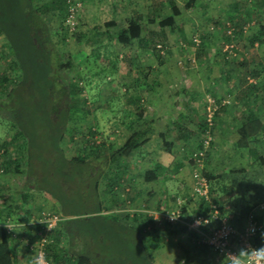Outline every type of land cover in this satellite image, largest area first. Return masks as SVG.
Wrapping results in <instances>:
<instances>
[{"label":"rangeland","instance_id":"1","mask_svg":"<svg viewBox=\"0 0 264 264\" xmlns=\"http://www.w3.org/2000/svg\"><path fill=\"white\" fill-rule=\"evenodd\" d=\"M51 1L54 0H36L35 7L38 8L43 3L49 4ZM169 1H173L176 6H179L182 14L175 21L173 28L166 27L163 30L166 44L162 48L164 62L161 66L149 52L138 49L136 42H133L128 48L117 42L118 31L127 25V20L132 14L143 18L140 22L141 34L144 37L152 38V33L160 31L157 24L160 17L164 18L166 15H170ZM188 1L191 2L189 10L185 9ZM67 2L70 3V8L68 7L65 16L58 11H53L43 14V19L53 33L52 42L55 49L60 51L61 59L64 62L70 61L74 66L71 73L70 71L64 73L65 83H73L76 88L80 89L78 94H74V98L80 103L76 105L75 110H71L73 119L69 122L66 135L61 141V146L68 158L88 153V151L83 152L82 147L85 145L84 135H87L89 130L96 133L93 138L89 139L96 146L92 145L90 149L101 150L102 147L97 145L106 141L105 147L111 153L120 149L131 133L139 131L141 125H145L137 120L139 112L142 114L145 112L144 117L147 120L152 117L158 119L157 126L159 129L164 127V131L166 125L169 126L168 123L182 112L185 102H189L197 110L198 115L202 116L205 107L208 106L209 99L227 105L230 110L222 112L217 118L213 117V124L205 138L207 160L202 159L200 165L192 164L191 160L197 153L196 146L199 138L193 137L192 144L183 147L182 141L175 139L174 134L176 133L172 132L168 141L174 139L172 141H175L173 146L175 148L168 152V159L173 165L177 161L182 163V173L186 178V180L184 178L185 185H187V180L190 183L183 191L182 187L178 185L176 187V184L169 183L172 185L170 191L177 195L185 193L186 195L184 194L182 199H185L186 203L183 205V200L181 197L176 199L177 196H174V199L161 198L159 202H156V210H167L168 212L179 210L181 213V210L185 209L187 215H190L199 209L201 203L199 198L192 194L195 182L194 174L219 175L241 167L248 169L247 159L237 154L233 146L237 138L234 128L235 118L244 112L241 103L235 99V87L238 79L242 76L240 62L245 61L251 66L261 63L264 66V43L250 45L249 41L251 36L257 33L260 25L264 24V6H260V0H67ZM151 2L159 6L157 18L153 23L147 21L146 11ZM238 2L245 4V14L242 16L244 21L240 27L241 33L228 20L230 8ZM112 5L120 6V9L112 12ZM93 6H97L94 11L91 9ZM122 8L124 9L122 10ZM70 9H73L71 21L74 22L71 29L67 23ZM112 17L115 22L118 21L117 26L105 27L107 23H110ZM183 17H189L190 24L181 25L180 19ZM74 33L79 35V38H76ZM201 35L206 39L204 42L206 53L202 57L196 58L195 49L201 45ZM194 39L198 44L193 41ZM11 54L4 37L0 35V73L6 71L14 77L17 72L13 67ZM151 69H153L152 72H150ZM261 75L258 80L259 89L264 87V68ZM4 98L3 93H0V102ZM253 103L256 105L259 117L263 119L264 92L262 90H259ZM22 114L24 113L22 112ZM11 117L12 111L0 110V146L3 142L11 140L15 132ZM71 133H73V139L70 140ZM162 142L163 140L160 138L154 137L151 147L160 150V147H163ZM20 143L9 148L6 154L4 152L0 154V170H2L3 162H8L10 158L21 154L17 150ZM261 147L259 154L264 156V140ZM113 159L116 161L107 160L106 165L103 166L104 178L113 177L117 182L119 175L124 174L125 177L128 175V178L131 177L127 190L129 188L132 190L131 184L138 180L143 186V190L150 187L142 181V171L140 172L141 168L138 166L139 158L136 156V149L128 155H125V151L124 155L120 152L115 153ZM128 163L130 166L127 172ZM117 165L123 167L118 168ZM20 171L19 174L15 173L11 166L7 172L3 170L0 172V205L5 207L1 209L4 213L0 214V225L2 224L4 227L16 225V223L30 227L40 225V229L35 233L37 235L44 230L41 213L57 214L58 210L55 201L45 189L39 191L31 189L33 207L30 204L31 212L29 214L25 208H22L24 203H29L25 202L23 198V195L28 193L24 188L27 181L26 175L22 172L24 171L22 168ZM43 173L48 175L42 181L45 187H53L52 182L61 184V190L71 200L77 201L79 198H83L84 194L85 196L91 195L90 191L80 188L78 177H74V182L63 177H53L48 174L47 167L44 168ZM263 174L264 166L259 174L260 178L264 177ZM118 185L121 184L118 183ZM136 186L139 187L135 185V189ZM177 188H179V192ZM106 189L105 182L104 184L100 183L99 197L107 209H119L122 210L119 213L127 215L139 213L140 211L133 210H143L144 207H140L142 204L146 207L144 209H155V203H152L149 198L142 202L133 201L132 204L127 205V194L132 193L124 190L119 192V197H117L120 200L124 199L122 203L117 199L114 201L115 204L111 205L113 203L111 198L114 199V195L110 196ZM187 197L188 199H186ZM221 206L222 213L231 222H239V213L231 211L236 206L237 209L240 207L238 198H234L228 203L223 201ZM259 214L264 215L262 210ZM85 226L86 223H83L77 228ZM75 230L82 232V230ZM167 231L168 233L157 238L155 248L150 246V242L146 246L154 255L156 264H183L184 250L179 249L177 245L178 241L182 239L180 236H184V234L178 237L173 235L170 230ZM76 233L79 235L78 232ZM21 234V248L26 252L22 251L23 257H26L25 262L30 264L35 259V253L31 252L29 246L32 245V242L28 240L27 235ZM70 234L71 240L74 241V227ZM148 237L149 235L147 236L149 241ZM233 245L236 247L237 243L234 242ZM64 247L66 248V246ZM185 250L187 251V247Z\"/></svg>","mask_w":264,"mask_h":264},{"label":"trees","instance_id":"2","mask_svg":"<svg viewBox=\"0 0 264 264\" xmlns=\"http://www.w3.org/2000/svg\"><path fill=\"white\" fill-rule=\"evenodd\" d=\"M35 1L0 0V35L4 37L10 48L13 67L17 72L14 77L6 71L0 73V93H3L5 97L0 102V110L12 111L11 120L15 129L11 140L3 142L0 148L6 154L9 148L21 142L17 149L21 154L10 158L8 162H3L2 170L7 172L12 166L14 172L19 174L22 168L27 180L24 187L26 191L45 189L55 201L58 210L56 215L59 216L60 221L57 223V228L48 235L50 242L44 247L45 258L50 263L156 264L154 255L146 246L149 244L147 243L149 233L146 228L151 226V218L142 213H136L130 217V215L105 208L98 191L100 183L105 182V188L110 194L118 183L120 184L119 180L116 182L113 177H103V166L106 165L107 160H114L115 153L120 152L124 155L125 151V155H128L133 151L138 146L140 133L133 132L120 149L109 153L105 147L106 141L97 145L102 147L101 150L90 149V146H96L89 140L96 133L89 130L88 134L84 135L85 145L82 147L83 152L88 151V153L72 158L66 156L61 141L66 135L69 122L73 119L71 110H75L76 105L80 103L74 98V94H78L80 89L73 83L66 84L63 79L64 73L67 71L71 73L74 66L70 61L64 62L60 51L55 49L52 42L53 33L43 19V14L58 11L65 16L70 3L67 0H54L36 8ZM260 6H264V0H260ZM185 7L188 10L191 9V2L188 1ZM244 8V3H235L228 14L230 24L236 30H240V33L241 23L244 21L242 17L245 14ZM158 9V4L152 2L147 12L149 23H153L157 18ZM169 10L170 15L160 17L157 23L160 31L152 33V38L141 34L140 22L143 18L135 14L127 20V25L118 31L117 42L127 48L136 42L138 49L149 52L161 66L164 62L162 48L166 44L163 30L166 27L173 28L175 21L182 14L173 1H169ZM190 22L189 17L180 19L181 25H187ZM105 27H114V23H107ZM73 35L79 38L76 33ZM205 40V37L201 35V45L195 49L196 58L205 55ZM249 41L250 45L264 43V24L260 25L257 33L252 35ZM239 66L242 76L235 87V99L241 103L244 112L235 118L234 128L237 138L233 146L237 154L247 159L248 169L241 167L219 175L208 173H202V175L208 183L211 202L220 210L221 202L228 203L231 199L238 198L239 223L245 221L252 212H255L257 220L262 222L264 215L259 214V207L264 205V177L260 178L259 174L264 166V156L259 154V148H262L264 140V118L259 117L253 102L259 90L264 92V87L261 89L258 87V80L262 76L264 66L261 63L251 66L245 61L240 62ZM152 71L153 69L150 72ZM214 102L217 108L212 117L217 118L222 112L230 110L227 105L220 104L219 101ZM140 117H142L141 112L138 113L137 120ZM176 117H179V120H176L173 125L178 130V139L189 144L192 133L185 130L182 121L195 124L197 138H199L196 146L197 153L202 152L206 134L211 129L206 113L199 116L195 109L184 103V112L178 113ZM72 134L70 140L73 139ZM164 144L168 149L171 147L170 143ZM197 153L194 155L195 159L198 158ZM207 156L208 153L205 151L201 158L207 160ZM191 163H195L194 159ZM179 165L181 163H178ZM45 167L48 174L53 177H63L73 182L74 177H78L80 188L90 191L91 195L84 194L83 198L76 201L67 197V194L61 190V184L52 182L53 187H45L42 182L48 176L43 173ZM159 170L160 166L155 164L152 170L144 172V181H153ZM199 200L200 207L192 216L187 215L185 209L181 210L182 217L185 215L183 217L185 222L205 213L207 206L202 199L199 198ZM23 205L22 208L29 213L31 205ZM262 211L264 214V207ZM83 223H86L85 227L77 228ZM73 227L74 241L71 240L70 234ZM173 227L176 228L173 232L171 231L172 234H184V238L179 240L177 245L179 249L184 250L183 264H232L209 247L196 243L197 234L188 233L184 225L177 224ZM0 230V264H15L12 237L16 234L10 235L4 228ZM15 239L19 242L20 235ZM29 241L32 242V252H34L39 246V239L35 236L29 238ZM253 243L264 246V232L254 238ZM31 264L36 262L32 260Z\"/></svg>","mask_w":264,"mask_h":264},{"label":"crops","instance_id":"3","mask_svg":"<svg viewBox=\"0 0 264 264\" xmlns=\"http://www.w3.org/2000/svg\"><path fill=\"white\" fill-rule=\"evenodd\" d=\"M150 4H152V2ZM112 6H113L112 12L120 9V6H116V5H112ZM96 7L97 6H93L91 9L94 11V10H96ZM177 7L179 8V6H177ZM123 9L124 8H122V10ZM146 11L148 12V8L146 9ZM133 15L134 14H132V16L129 17V19L132 18ZM111 22L114 23V27H115V25L117 26V24H118V21H116V22L114 21V17H112V20L110 21V23ZM185 103L191 106V104L189 102H185ZM191 108L195 109L192 106H191ZM195 111L197 113V110H195ZM182 112H184V104L182 106ZM182 112H180V113H182ZM144 116H145V112H144V114H142V117H140L138 119L140 121V123L142 122L145 125H141L140 130L137 131V132L140 133V135H139V139H138V142H137L138 146L135 149H136V156L139 158V165L138 166L141 168L140 172L142 171L141 172L142 181H143L144 184H146L147 186H150V187H147V189L143 190L142 189L143 186L141 185L139 180L136 181V182H134L132 180V182H134V183L131 184L132 185V190H131V188H129V190H127V188H128L127 186L129 185V183L131 181V177L128 178L129 175L127 177H125L124 174L123 175L121 174V176L119 175V177L117 178L121 185H117L114 188L113 192H111V194L109 192V194H110V196L114 195V197H113L114 199L111 198V200H113V203H111V205L115 204L114 201H116L118 199L117 197H119L118 196L119 192H122L123 190L126 191V192H131L132 193V194H130V193L127 194L128 195L127 196L128 199L126 200V204L127 205L132 204L133 201L142 202V200L144 201V200H146L148 198L150 199V201H152V203H155L154 204L155 205V209H152V208H151V210L150 209H144L146 207L142 206L143 205L142 204L140 207H144L143 210H133V211H140L139 213L145 214L146 216L151 218V220H152L151 226L147 227L146 229L148 231L147 233H149L148 234L149 235L148 238L150 239L148 242H150V246L151 247L155 248L156 240H157V238L159 236L164 235V233H168L167 230H170L172 232L174 231L173 225L168 223L165 220V218H164V214L167 213L168 211L167 210L166 211L165 210H161V211L156 210V208H157V203L156 202L157 201L159 202V199H161V198H163V199L164 198L174 199L175 198L174 196H177L176 199H179L180 197L182 199L184 197L185 193H180V195H177L176 193L173 194L170 191L171 190L170 187H172V185H170L169 183H171L173 185L176 184L175 185L176 187H177V185L182 187V191H183L184 188L190 183V181L187 180V185H185V181H184L185 177H184V175L182 173V170H183L182 163L180 161H177L175 163V165H173L172 162L169 161V159H168V155H169L168 152L172 151L175 148V147H173L174 144H175V141H172L174 139H171V140L169 139V141H168V138L171 136L170 134L172 132L176 133V134H174L175 135V139L179 138L178 137V135H179L178 130L173 125V123L176 122V120H179V117H176L172 122L168 123L170 125L169 126L166 125V127H165L166 129H164V131H163L164 127L162 129H159V127L157 126V122L159 121L158 119H154L155 117H152L150 120H147V118L144 117ZM182 124L185 127L186 131H189V132L192 133V138L193 137H196V138L198 137V134H196L197 133V127L195 126V124L190 123V122L187 123L185 120L182 121ZM154 137H157V138H160L161 140H163V142H162L163 147L162 148L160 147V150H156L154 147H151V142L154 140ZM109 139L112 140V138H109ZM179 141H182V140H179ZM192 142L193 141L191 140L189 142V144H186V143H184L182 141L181 144L183 145V147H187L190 144H192ZM164 143H170L171 147L168 149L165 146ZM160 154H161V157H160ZM178 163H181V165L178 166ZM155 164H158L160 166V170L156 172L155 179L153 181L145 182L144 178H143L144 172H146L148 170H152L154 168ZM129 166H130V163H128V165H127V168H126L127 172L129 170ZM119 167L121 168L123 166L119 165L118 168ZM119 170L120 171H124L123 169H119ZM185 180H186V178H185ZM135 185H138L139 187L136 186V189H135L134 188ZM177 189H178L177 191L179 192V188H177ZM31 196H32L31 195V190L28 191L27 194L23 195V198H24L25 202H28L29 205L32 204L31 203ZM186 199H188V197ZM233 199H231V200H233ZM123 200L124 199H122V200L118 199L117 201L122 203ZM184 200H183V205H184V203H186ZM25 205H27V204H25ZM55 206L57 207V205H55ZM163 206L165 207V205H163ZM2 207L3 206L0 205V210L5 208V207H3V208ZM32 207H33V204H32ZM117 208H119V207H117ZM184 208H185V206H184ZM9 210H6V211H9ZM231 211H237L239 213V207L237 209V206H236L233 209H231ZM30 212H31V210L29 211V213ZM113 212L119 213V212H122V210H119V209L118 210H113ZM1 213H2V210L0 211V214ZM193 214H194V212H192L190 214V216H192ZM131 216L132 215H130V217ZM15 217H16V215H15ZM17 217H19V216H17ZM186 217H188V216H186ZM238 217H239V215H238ZM228 220L238 230H240L244 226V221L242 223L240 222V224H239V222L235 223V222H231L230 219H228ZM182 225L183 224H181V226ZM6 227H4V225H2V224L0 225V229L1 228L6 229L7 232L10 235H12V233L13 234L16 233V236H19L20 233H24L25 236L27 235V238L29 240V238H33V237L36 236L35 233H36V231H38L40 229L41 226L39 225L38 227H34V226L30 227V226H24V225L22 226L21 224L16 223V225H12V226L10 225V226H6ZM205 229H206L205 230V232H206L207 228H205ZM208 230H210V228ZM180 235L177 234L178 237ZM16 236L12 237L13 238L12 239V247H13V253L15 254V264H27L25 262V260H26L25 258L26 257L24 258L23 257V253H22V251L25 252V250L21 248L22 247V244L20 243L21 239L18 240L19 242H16V240H17V239H15ZM0 237H1V230H0ZM180 237L182 239L184 238V236H180ZM20 238H22V234L20 235ZM197 242H198V237H197L196 243ZM30 264H31V262H30Z\"/></svg>","mask_w":264,"mask_h":264},{"label":"built area","instance_id":"4","mask_svg":"<svg viewBox=\"0 0 264 264\" xmlns=\"http://www.w3.org/2000/svg\"><path fill=\"white\" fill-rule=\"evenodd\" d=\"M70 8V7H69ZM68 8V9H69ZM73 9H70L68 14L67 23H69L70 29L73 28L74 22L71 21ZM196 44L197 40H193ZM207 106V105H206ZM212 106V107H211ZM217 106L214 101L208 99V106L205 107L206 119L209 123V127L212 126V115L216 110ZM209 132V131H208ZM207 132L206 135L209 133ZM206 140L203 143V151L198 154V158L194 161L195 165H200L202 162V155L206 151ZM205 150V151H204ZM0 154L2 150L0 148ZM2 172V170H0ZM194 186L193 195L202 199L204 204L207 206L203 215L197 216L191 221L185 222L180 211H170L164 214L165 220L171 225L183 224L188 233H196L198 236V244L209 247L214 253L225 258L232 264H264V259H258L255 256H241L240 253L247 252L252 249L264 248L263 245H256L253 243L254 238L258 237L264 232V221L259 222L256 218V213L252 212L244 221V226L238 230L223 215L222 210L211 202L209 197V186L205 178L201 173L194 174ZM264 205L259 207L261 211ZM44 230L39 232L36 236L39 239V246L35 248V262L36 264H52L45 258L44 247L50 241L48 235L57 228V223L60 218L56 214L41 213ZM212 226V227H211ZM205 228L207 231L205 232ZM210 228V230H208ZM237 243L234 247L233 243ZM30 249L33 250V245H29Z\"/></svg>","mask_w":264,"mask_h":264},{"label":"clouds","instance_id":"5","mask_svg":"<svg viewBox=\"0 0 264 264\" xmlns=\"http://www.w3.org/2000/svg\"><path fill=\"white\" fill-rule=\"evenodd\" d=\"M241 256H255L258 259H264V248L252 249L247 252H241Z\"/></svg>","mask_w":264,"mask_h":264}]
</instances>
